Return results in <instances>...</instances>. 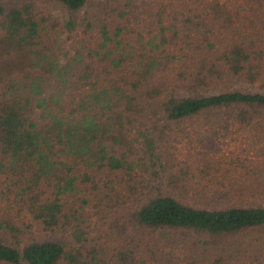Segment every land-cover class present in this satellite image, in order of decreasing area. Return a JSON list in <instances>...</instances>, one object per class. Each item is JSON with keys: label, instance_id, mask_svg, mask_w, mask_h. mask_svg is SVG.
Instances as JSON below:
<instances>
[{"label": "trees", "instance_id": "obj_1", "mask_svg": "<svg viewBox=\"0 0 264 264\" xmlns=\"http://www.w3.org/2000/svg\"><path fill=\"white\" fill-rule=\"evenodd\" d=\"M261 42L264 0H0V264H264Z\"/></svg>", "mask_w": 264, "mask_h": 264}, {"label": "rangeland", "instance_id": "obj_2", "mask_svg": "<svg viewBox=\"0 0 264 264\" xmlns=\"http://www.w3.org/2000/svg\"><path fill=\"white\" fill-rule=\"evenodd\" d=\"M261 44L264 48V42H261ZM199 120H205V119L199 118ZM193 123L195 124V122H187V124H186L187 128L192 127L194 125ZM236 127H237L236 125H231V126L225 127V128H227V130L229 129V130L238 131L239 129L236 130ZM256 136H254V135L246 136V138L244 139L241 146H246V151H249V152L255 154L251 158L253 160L259 161L260 156L257 153L258 150L256 149L257 145H259V142L256 139ZM222 140L224 141V138ZM254 170H255L254 174L250 175V177L248 179H246V184L252 183L251 185L253 186V188L256 189V191H250L248 199H254L256 201L264 203V194L262 192H260L261 187H260L259 183H261V182L257 179V177L259 176V172H260L258 167H256V169L254 167L251 168L249 173H251ZM95 192H96L95 188H93L91 185L83 183L79 186L78 190H76L74 192V194H72L73 195L72 198L74 199L75 203L84 204L89 209V211L91 212L90 219H89V221L91 222V225H96V223H102V226H105L106 224H104V223H105V220L109 217V214H108V211L106 209L103 208L101 210V207L93 206L95 201L98 198H101V197L96 196ZM83 199H87L88 202L85 203L83 201ZM177 235L180 238L179 240H182L185 245L182 244L180 247H173L175 250H180L181 248H184V252H186L188 250L189 246L193 245V242L198 241V237L192 233H188V232L184 233V234L179 233ZM244 238L246 239L245 235H244ZM240 239H243V236H241ZM245 239L243 241L246 244ZM213 251H216V250H212V252ZM187 252H189V250ZM210 256H212V254Z\"/></svg>", "mask_w": 264, "mask_h": 264}]
</instances>
